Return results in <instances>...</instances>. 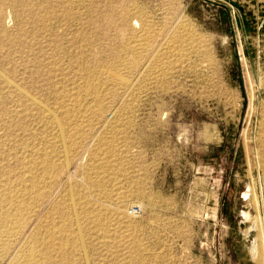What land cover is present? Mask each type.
Returning <instances> with one entry per match:
<instances>
[{
	"label": "rangeland",
	"instance_id": "374dc122",
	"mask_svg": "<svg viewBox=\"0 0 264 264\" xmlns=\"http://www.w3.org/2000/svg\"><path fill=\"white\" fill-rule=\"evenodd\" d=\"M262 195L264 0H0V264H257Z\"/></svg>",
	"mask_w": 264,
	"mask_h": 264
},
{
	"label": "bare ground",
	"instance_id": "6f19581e",
	"mask_svg": "<svg viewBox=\"0 0 264 264\" xmlns=\"http://www.w3.org/2000/svg\"><path fill=\"white\" fill-rule=\"evenodd\" d=\"M261 199L263 202L264 201L263 195L261 196ZM252 202H253L252 206L254 205V208L257 212V215L255 217L249 216V221L252 224V228L256 232V242L251 248V255L257 264H264V205H263L264 202L262 204L263 213H260L261 210H260V207L258 205L259 202H258L257 198L255 199V197H254ZM74 216H75V214H74ZM247 216H248V214H247Z\"/></svg>",
	"mask_w": 264,
	"mask_h": 264
}]
</instances>
